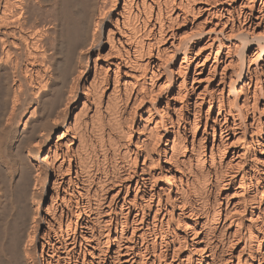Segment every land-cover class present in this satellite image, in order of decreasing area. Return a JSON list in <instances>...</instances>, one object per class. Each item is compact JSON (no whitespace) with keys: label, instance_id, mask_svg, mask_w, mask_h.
<instances>
[{"label":"bare ground","instance_id":"1","mask_svg":"<svg viewBox=\"0 0 264 264\" xmlns=\"http://www.w3.org/2000/svg\"><path fill=\"white\" fill-rule=\"evenodd\" d=\"M1 96L0 264H264V0H0Z\"/></svg>","mask_w":264,"mask_h":264},{"label":"rangeland","instance_id":"2","mask_svg":"<svg viewBox=\"0 0 264 264\" xmlns=\"http://www.w3.org/2000/svg\"><path fill=\"white\" fill-rule=\"evenodd\" d=\"M240 2V1H239ZM122 2H121V4H120V6H122ZM206 4V5H205ZM194 5H196V6H205V7H208V8H212L213 7V5H209V4H207L206 2H203V1H197V2H194ZM208 8H206V10L204 9V10H202L201 11V13H199L198 15H196L195 17H193L194 19H192V17H190V15H189V18L190 19H187L186 20V22H181L180 24H178V25H175L174 27H173V30L172 31H180V33H182V34H184V33H186V30H189V32H187V33H189V34H191L190 33V31H191V28L190 27H192L193 25H194V27L196 26V24H197V26L196 27H200L201 25H202V23H203V20L206 18V16H207V9ZM197 21V22H196ZM189 23V24H188ZM195 23V24H194ZM201 24V25H200ZM186 25V26H185ZM200 25V26H199ZM177 26V27H176ZM195 27V28H196ZM184 29V30H183ZM186 29V30H185ZM107 31H108V29H106V31H105V40H107ZM183 31V32H182ZM185 31V32H184ZM170 40H172L171 38H169V39H167L166 40V42L165 43H161V47H165V46H169L170 45V43L171 42H168V41H170ZM196 40H199V41H196V43H195V51H197L198 50V48H199V46L200 45H202V43H204L205 44V42H207L208 41V39L206 38V39H200V38H198V39H196ZM205 41V42H204ZM254 43L255 42H252V47H254ZM198 44V45H197ZM203 44V45H204ZM108 49H109V45L107 44V46H106V49H105V52L106 51H108ZM170 50V49H169ZM168 50V51H169ZM202 51H200L198 54H196L195 55V53H193L192 55H194V59H196L195 60V62L196 61H198V60H200L201 59V61H203V59L205 58V55L209 52V46H206V47H204V48H202L201 49ZM208 51V52H207ZM178 55V53H176L175 54V56H177ZM180 55V58H179V60L181 61V55L182 54H179ZM174 56V55H173ZM172 58V57H171ZM179 60H177V62H180ZM212 59H210V61L207 59L205 62H204V65H203V70L201 71V69L200 70H198V72H199V74H197V76H199L200 78H202V81H200V82H198V83H196L195 84V88H196V94L198 93V92H200L202 89H203V86H204V84H205V78L204 77H206L207 76V74H208V66H209V64H211L212 63ZM194 73V65L192 66V68H191V74H193ZM165 75H166V72H163V73H161L159 76H158V80H159V82L161 83V85H162V83L164 82V79H165ZM159 83V84H160ZM192 83V80H190V84ZM158 84V85H159ZM113 87H114V84H113V78L111 79V83H110V85H109V87H108V92H107V94L109 95L111 92H112V90H113ZM165 87H166V85H165ZM166 89L169 91V88H168V86L166 87ZM5 95H7V94H3V98L5 97ZM107 95V96H108ZM106 96V99H108V97ZM195 97H196V95H194V97H193V99H195ZM0 99H2V96H1V98ZM5 99V98H4ZM2 101H5V100H3L2 99ZM82 101H84V99H82ZM82 101H81V104H82ZM0 102H1V100H0ZM76 106V105H75ZM75 106H73L72 108H71V112L73 111V108L75 107ZM80 107L81 106H79V108L78 107H76V108H78V110H80ZM0 121L1 122H3L2 124H4V115L2 114V110H0ZM193 114L191 115V119H193ZM1 117H2V119H1ZM1 122H0V133L1 132H4V133H1L0 134V136L2 137V135H3V138H1V140L3 141H1L0 140V142L2 143H0L1 145H0V152H1V155H0V167L3 169V174H4V176H7L8 174H7V172L10 170H13V169H15L14 167L15 166H18V161H16V160H19V159H16V158H18V156H16V153H18L17 152V149L14 147V139H13V137H14V134H12V133H14V130H12V129H10L9 127H7V126H5L6 127V129H5V127L1 124ZM149 124V123H148ZM5 125V124H4ZM148 126V125H147ZM9 128V129H8ZM202 128H203V125L201 126V128L199 127V129H198V131H197V133H196V135L195 136H197V140L201 137V134H202ZM5 129V130H4ZM1 130H4V131H1ZM6 132V133H5ZM7 132H8V134H7ZM62 132V131H61ZM61 132H59V133H61ZM146 133H147V130L145 131ZM11 135H10V134ZM219 130L217 131V140L219 139ZM4 134H6V137H5V135ZM58 134V133H57ZM56 134V135H57ZM191 133H189V141L187 140V145H188V150L189 151H191L192 150V144H191V140H192V135H190ZM55 135V139L57 138V136ZM13 136V137H12ZM137 137V136H136ZM8 139V140H7ZM135 141V140H134ZM133 141V142H134ZM7 144H6V143ZM11 142V143H10ZM96 142H94V144H95ZM135 143V142H134ZM11 144V145H10ZM9 145V146H8ZM76 146V145H75ZM210 148H211V145L209 144L208 145V143H207V148H206V157L209 159V157H210ZM12 151H11V150ZM16 149V151L14 152V150ZM230 149V147L228 148V150ZM6 150V151H5ZM227 150V151H228ZM8 152H10V153H8ZM190 153V152H189ZM3 154V155H2ZM10 155V156H9ZM19 155V154H18ZM2 156V157H1ZM13 156V157H12ZM15 157V158H14ZM9 158V159H8ZM13 159V160H12ZM229 160V158L227 157L226 159H225V162H227ZM3 163V164H2ZM10 163V164H9ZM6 165V166H5ZM184 167L185 168H187L188 170H189V168H188V165L186 164V165H184ZM5 168H6V170H7V168H9V170H7V171H5ZM11 168V169H10ZM6 173V175H5V173ZM8 173H10V172H8ZM3 176V179H4V181L5 180H7V178L6 177H4ZM6 178V179H5ZM8 181H9V179H8ZM8 182L7 181H5L4 182V187H6V189L8 190V185H9V183L7 184ZM6 184V185H5ZM5 189V188H4ZM6 190V191H7ZM5 191V192H6ZM7 193L9 194V192L7 191ZM6 194V193H5ZM7 194V195H8ZM209 198H210V202H211V197H212V195H209L208 196ZM49 200V199H48ZM47 200V201H48ZM226 208V203H225V200H224V202H223V209H225ZM223 215H224V212H223ZM4 220V219H3ZM5 221V220H4ZM221 223H224V221L223 222H221ZM228 224H229V222H227ZM217 224L218 223H216V226H217ZM214 225H215V223H214ZM215 226V227H216ZM219 226V225H218ZM214 227V229H213V232H214V234L212 233L211 235H213V236H211L212 238H213V241L212 242H214L215 243V241H217L218 239H217V236L216 235H218V228L216 227L215 228ZM230 230H232V231H234V229H232V226L230 225V226H228V228H226V230H225V232H224V239H225V241H227V238H228V236H229V232L228 231H230ZM227 234H228V236H227ZM238 242H236V243H239V242H242L241 240H242V238L240 239V240H238V239H236ZM236 245V244H235ZM222 247V243L220 242L219 244H218V248H219V250H221L220 248ZM234 247V249H235V246H232L231 248H233ZM39 253H40V250H39Z\"/></svg>","mask_w":264,"mask_h":264}]
</instances>
